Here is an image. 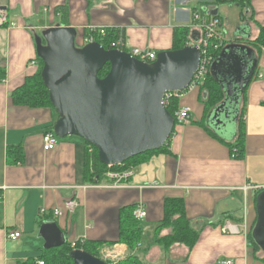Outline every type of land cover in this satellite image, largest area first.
<instances>
[{"label": "crops", "instance_id": "1", "mask_svg": "<svg viewBox=\"0 0 264 264\" xmlns=\"http://www.w3.org/2000/svg\"><path fill=\"white\" fill-rule=\"evenodd\" d=\"M212 1L0 0V10L13 24L0 26V264L42 262L46 250L38 231L43 222L56 223L65 242L99 243L97 249L119 255L117 261L131 252L141 264H264L263 254L254 253L247 240L261 191L253 186L264 188V43L258 41L264 0H251L244 10L230 3L210 7L223 24L226 45L244 44L257 60L232 134L219 138L207 126L212 108L205 104L204 83L188 86L172 98L177 110H188V122L174 126L164 151L137 158L127 169L132 174L118 184L106 175L97 183L87 179L90 147L78 137L67 136L44 151L42 136L58 119L54 108L13 99L15 90L38 71L34 37L47 28L71 27L77 41L88 27L105 28L123 37L122 50L157 54L172 50L177 30L189 31L185 46L193 41L192 14ZM231 13L237 16L233 21ZM238 27H246L247 39L235 35ZM237 133L242 148L238 156ZM73 198L78 203L73 214L52 215L53 208ZM168 199H182L185 218L198 233L191 249L181 243L165 249L155 241L172 230L160 226ZM139 205L146 215L135 220L140 235L130 251L120 241V224L131 215L128 208ZM226 223L237 232H222ZM13 231L20 234L16 240L7 237Z\"/></svg>", "mask_w": 264, "mask_h": 264}, {"label": "water", "instance_id": "2", "mask_svg": "<svg viewBox=\"0 0 264 264\" xmlns=\"http://www.w3.org/2000/svg\"><path fill=\"white\" fill-rule=\"evenodd\" d=\"M207 13L217 14L216 9ZM235 31L237 37L248 38L246 27ZM76 36L73 28L57 24L34 37L35 53L42 62L41 80L58 117L54 134L59 139H82L108 167L164 146L174 128L164 96L188 88L198 69V49L184 46L162 51L155 61L147 63L125 51L106 50L97 42L76 47ZM192 39L197 41L196 32ZM105 64H109V71L99 78ZM256 64L254 50L239 43L226 45L213 61L210 74L223 98L210 110L206 124L219 138L232 132L241 95ZM255 212L251 238L264 256V190L255 197ZM38 237L44 241V250L65 243L54 222H43ZM70 257L72 264H106L83 250H73Z\"/></svg>", "mask_w": 264, "mask_h": 264}, {"label": "trees", "instance_id": "3", "mask_svg": "<svg viewBox=\"0 0 264 264\" xmlns=\"http://www.w3.org/2000/svg\"><path fill=\"white\" fill-rule=\"evenodd\" d=\"M251 0H213L210 3H203L201 8H205L208 10H213L210 7H216L222 3H230L233 5H237L241 10H244L246 6L249 4ZM200 8V9H201ZM199 9V10H200ZM215 9V8H214ZM210 15V14H209ZM218 17V15H212ZM65 23V22H63ZM176 33V34H175ZM188 30H177L174 32V39L172 43V50L182 49L185 46L186 36L188 35ZM118 38V34L115 31H107L105 37L100 38L96 37L95 41L99 43L104 49L110 50V43L115 41ZM260 43H264V29L261 30L260 38L258 39ZM77 40H75L76 47L78 46ZM223 49V48H222ZM221 49V50H222ZM215 52V58L221 52ZM38 59V58H37ZM39 61V68L37 73L29 77L25 80L22 86L15 90L13 93V99L16 104L27 105V106H42V105H50L48 101V92L47 89L44 87L42 80H41V70H42V62L40 59ZM109 71V64H105L102 69L98 73L99 78L105 77V75ZM2 80V73H0V81ZM203 92H204V100L206 101L205 104L208 106V109L213 108L220 102L223 98L222 92L219 87L215 84L210 71L206 75L203 81ZM166 109L170 112V114L174 117V126L176 125L175 113L178 111L177 104L174 99H172L168 105H166ZM241 124H239L240 126ZM238 133L236 135V155H240L242 152L241 146H238L240 143L238 142ZM89 146V145H88ZM92 149L90 154H86L85 158V176L89 181L94 183L102 181L105 178V175L108 172H121L129 169L134 161L137 158L143 157L147 154L162 152L164 151V146L160 149L155 151L146 152L135 157H132L126 160L123 164L119 166L108 167L101 164L97 159V152L95 148L89 146ZM258 194V193H257ZM131 211V215L127 214L124 219H122V223L120 224V241L124 242L130 251L133 250L135 242L139 238L140 235V228L137 224V221L132 217V210H134L133 206L128 208ZM256 218L254 223L247 235V240L249 246L253 248L254 253L261 252L260 249L253 243L251 238V231L255 224ZM160 226L170 227L171 233L167 237H157L156 236V243L160 244L162 247L167 249L173 243H181L184 244L188 249H191L198 238V233L195 229L190 228L184 213V204L182 199H173V200H166L164 206V216L160 223ZM85 242L83 244H77L76 249H82L88 254L96 257V254L93 251L98 250L99 243L93 242L88 243ZM72 249L69 246L68 242H65L63 246L59 248H53L46 250L42 256V263L43 264H72V258L70 257V253ZM264 262V258L262 260ZM116 264H141L137 258L131 254L128 255L125 259L121 261H117Z\"/></svg>", "mask_w": 264, "mask_h": 264}, {"label": "built area", "instance_id": "4", "mask_svg": "<svg viewBox=\"0 0 264 264\" xmlns=\"http://www.w3.org/2000/svg\"><path fill=\"white\" fill-rule=\"evenodd\" d=\"M208 9L201 8V10L196 11L192 14L193 24L191 26V30L195 31L198 34L197 42H193L189 40L187 42V46L196 47L200 53L199 65L197 71L194 73L190 87L199 86L205 79L206 75L210 71V67L215 58V52H218L222 48L226 46L227 40L225 36V30L223 24L219 17L209 15ZM0 26H13L12 23L8 21L7 16L0 10ZM190 30V31H191ZM107 31L105 28H96V27H88L85 33L81 36L78 46L83 47L92 42H96V37L103 38L106 36ZM123 47V37L118 36V38L110 43V48L113 50H122ZM126 52V51H125ZM129 53L132 57L142 61L151 63L156 59V53L140 50V49H132ZM178 93H167L164 96L163 102L164 106L168 105L170 100L177 95ZM176 124L181 125L188 122L189 114L187 109H180L175 113ZM59 138L54 134L53 130H49L45 132L42 136V149L44 151H50L54 149L59 142ZM90 153L92 149L90 148ZM132 174L131 170L121 171V172H108L106 177L114 180V184L120 183L122 180L126 179ZM254 189L264 190V188H256ZM78 203L73 199H69L63 203L62 207H55L51 210L52 215L55 217H60L66 214H73ZM132 215L135 220L141 221L145 218V210L142 205H139L134 208ZM221 231L224 233H236V229L234 226L229 223L224 224L221 227ZM20 236L19 232H9L8 239L16 240ZM69 246L72 250H76L77 244H83L82 240L69 241ZM103 254V253H102ZM104 258L109 260V264H116L117 258L119 255L114 254L113 252L104 253ZM108 262V261H107ZM39 264H43L39 262ZM220 264H233L231 261H222Z\"/></svg>", "mask_w": 264, "mask_h": 264}, {"label": "rangeland", "instance_id": "5", "mask_svg": "<svg viewBox=\"0 0 264 264\" xmlns=\"http://www.w3.org/2000/svg\"><path fill=\"white\" fill-rule=\"evenodd\" d=\"M237 16H236V14H230V18L232 19V21L236 18ZM247 33V32H246ZM77 40V39H76ZM232 133V132H231ZM230 133V134H231ZM107 248V247H106ZM9 251H11L12 253H14V252H17V251H19V252H21V251H23V250H9ZM106 251L107 250H105V248H102V247H100V249L99 250H94L93 251V253L94 254H96V257H98L99 259H101V260H104L105 258H104V253H106ZM107 252H109V251H107ZM103 253V254H102ZM105 261V260H104ZM106 262V261H105ZM108 263V262H107Z\"/></svg>", "mask_w": 264, "mask_h": 264}, {"label": "bare ground", "instance_id": "6", "mask_svg": "<svg viewBox=\"0 0 264 264\" xmlns=\"http://www.w3.org/2000/svg\"><path fill=\"white\" fill-rule=\"evenodd\" d=\"M106 264H109V263L106 262Z\"/></svg>", "mask_w": 264, "mask_h": 264}]
</instances>
